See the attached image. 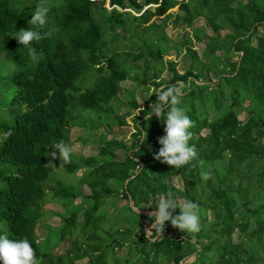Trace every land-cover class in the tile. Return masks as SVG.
Listing matches in <instances>:
<instances>
[{"label":"trees","instance_id":"16d2710c","mask_svg":"<svg viewBox=\"0 0 264 264\" xmlns=\"http://www.w3.org/2000/svg\"><path fill=\"white\" fill-rule=\"evenodd\" d=\"M95 2L0 0V54L4 55L0 64L9 62L17 69L6 77L0 71V83L9 79L14 87L7 103L0 100V111H9L8 119H0V218L11 238L27 237L38 264L49 256L41 252L35 234L46 200L45 181L54 167L47 150L60 141L69 143V131L77 125L70 116L73 102L94 111L107 129L112 127L109 116L116 125L126 126L113 105L140 109L134 99L123 104L118 98L120 83L131 79L144 87L149 99L133 119L131 142L101 134L98 156L85 160L94 166L83 176L92 191L85 200H93V205L85 211L83 234L91 225L94 233L87 241L98 240L89 250L98 253V259L89 264L104 259L103 237L95 233L100 226L111 238L105 250L127 249L120 264H264V0H108L110 10L106 0H99L94 17ZM39 4L49 8L46 22L31 25ZM174 8L177 11L170 12ZM153 18L161 21L152 22ZM198 20L204 25L196 26ZM170 23L189 30L183 40L174 42L167 36ZM20 28L42 34V39L32 42L35 59L13 37ZM119 39L127 40V45L116 44ZM199 44L201 53L195 49ZM177 51L190 59L182 75L163 59L165 52ZM139 61L141 69L135 68ZM164 71L171 75L166 86L181 87V106L194 122L189 143L195 145L197 157L179 168L153 155L160 147L157 138L164 134V124L163 117L150 116L148 110L156 99L153 91L165 84ZM77 81L88 84L74 97L70 91ZM242 113L245 121L239 119ZM142 132L147 135L139 143ZM117 150L130 154L115 161ZM202 170L211 171L208 180L201 179ZM174 177H179L182 187L173 184ZM102 183L106 185L99 187ZM168 191L198 203V233L183 232L165 221L174 236L154 229L146 236L143 222L152 219L144 213L155 211L151 205ZM115 192L116 202L127 203L120 214L97 215ZM130 199L139 212L128 205ZM75 217L70 215L66 224L75 222ZM114 220L121 221L120 230H114ZM235 230L240 233L238 243L232 240ZM190 256L192 261L185 262ZM78 258L79 254L69 262Z\"/></svg>","mask_w":264,"mask_h":264},{"label":"rangeland","instance_id":"374dc122","mask_svg":"<svg viewBox=\"0 0 264 264\" xmlns=\"http://www.w3.org/2000/svg\"><path fill=\"white\" fill-rule=\"evenodd\" d=\"M239 1V0H237ZM99 0H96L95 5L93 7L92 10V14L94 17H96L97 14V8H98V3ZM105 6L110 10V7L108 5V0H106V4ZM131 12L132 15H135L134 11L129 10ZM177 9L174 8L172 9L170 12H176ZM159 21L156 18L152 19V22H156L159 23ZM204 22L203 20H198L196 22V26H203ZM189 30H184L179 26H174L173 23L168 24V26L165 29V32L167 34V36L172 39L174 42H179L181 40H183L185 38V34L188 32ZM262 31V28L260 29V32ZM208 34H210V31L207 30ZM123 36H125L127 38L126 34H122ZM127 40H118V42H116V44H121L122 46H126L127 45ZM255 42V40H254ZM195 49L197 50V52L201 53L203 50V46L202 45H196ZM125 50V49H124ZM4 59V55L0 54V63L3 61ZM164 61L165 62H172L175 65V69L177 71V73L179 75H182L189 66L190 63V59L189 57L185 54L184 51L182 52H165L164 54ZM143 67V63L142 61L137 62L136 67L137 69H141ZM0 71H4L5 73L3 74V76H12L16 73L17 69H12V67L10 66L9 62H5L4 64H0ZM207 76L211 79L214 80V77L207 74ZM162 80L165 82L164 85L169 83V80L171 78V75L167 72L164 71L161 75ZM92 81V78L89 79V82ZM87 82H82L80 83V81H77V83L75 84V88L70 91V94L74 97H76L79 94V90L80 92L85 91V87L87 86ZM0 88L3 90V98L1 97V101L3 103H7V101L9 100L12 91L14 90V87L11 85V83L9 82V79L6 81L1 80L0 83ZM144 87L141 84H135V82L131 79H128L122 83H120V91L118 94V98L120 99L121 102L126 103L128 101V99H134L137 104L140 106L141 110L146 104L147 101L149 100L148 97H145V93H144ZM126 92H132V96H129L128 93ZM152 92V88L149 89L148 94H150ZM5 93V94H4ZM6 96V97H5ZM6 100V101H5ZM119 101V103H121ZM114 108L116 109V113L118 115L119 118L124 119L127 123L126 126L121 127L115 124V121L109 116L107 119L111 122L112 127L111 129L114 130V135L112 134L113 130H110L108 132L107 128L105 127H100L102 126V124L99 122V118L97 116V114L94 111L91 110H84L82 109V107H80L78 104H76V102H73L70 106V116H73V123L83 127L86 132H85V136H83L82 141H92L94 139V136L97 137V140H99V136L101 135L102 131H107V133L109 135H113L114 137L118 138V140H124L126 144H129L131 142V137L129 139L130 133H133V129L135 128V122H133V119L138 116V112L139 110L133 111L129 106L127 105H123L121 106V104H114L113 105ZM135 114V115H133ZM1 118H9V111L7 110L6 112L4 110L0 111V119ZM247 118L246 114L242 113L239 115V119L241 121H245V119ZM85 126V127H84ZM100 127V128H99ZM97 129V132L95 131ZM53 151V149H48L47 153L51 156V152ZM52 157V156H51ZM54 159V164H55V171H52L49 175V178L45 181V184L47 185L48 183H51L53 185V192L48 196V199H55L54 202H57L59 205H63L64 208V212L62 213V215H60L61 218L65 219L66 216H70L72 214H78L82 212V216L84 215L85 217V208L89 209L90 205H93V200H91L90 202H84L85 204L83 205V208L81 206L79 207H72V205H70L72 199H71V195L73 194V192H78L79 191V184L77 183V179L73 174H69L61 165L59 166L58 163L62 162V161H58L57 159ZM77 161V158H75L74 161H72V164L74 162ZM97 162L99 163L100 161L97 160ZM96 165V164H95ZM92 168L94 166L90 165ZM96 179H99V177H96ZM172 182L175 186L177 187H182V182L179 179V177H174L172 179ZM106 184L102 183L99 184L98 186H104ZM67 194H69V196H66ZM62 198V200H61ZM156 202V201H155ZM155 203L151 205V207L154 208ZM105 209V206L100 207L98 209L97 215L100 213H103ZM90 211V209H89ZM155 211H151L148 214H154ZM147 214V215H148ZM208 218L209 220H212V215L211 212L208 213ZM66 221V220H65ZM63 221V223L60 226H57L56 228H51V227H46V229L48 230V236L47 239L44 240L41 243H38L39 248L41 250V252L44 253H49L50 256L44 260H41L39 262V264H64V259L66 256L57 258L54 257L53 255H51L52 253V248L54 245H59L62 241L63 242H68L69 238L71 237V233L73 231H75V229H78L79 231H77V233L74 236V238H78L77 240L79 242H77V248H82L84 253H85V258L89 259V260H96L98 259V257L93 254V253H89V250L91 247H93L94 245L98 244V240L97 238H91V240L87 241V237L91 234L94 233L93 232V228L90 226H88L86 229H84V234H83V220L79 221L76 220L75 222H72L70 224H66V222ZM146 219L144 220L143 224H145ZM150 222V221H149ZM152 223V222H150ZM64 225H66L64 231H63V227ZM110 225L108 224L106 226L109 227ZM100 229L95 231V233H99L102 235L103 237V241L101 243V252L104 253V258H108L106 261L103 259V261H105L104 264H120V258L115 256L116 251L113 253L112 249L109 248L107 250H105L104 246L107 245L111 238L110 237H106L104 233H102L105 228H102L101 226L99 227ZM0 231H4L8 234L9 238H11L10 236V231L8 229V226L6 224V222L4 220H2L0 218ZM144 231L147 233L146 228L144 227ZM65 234V237L62 239V234ZM12 239V238H11ZM232 240L234 243H238L240 242L241 238H240V233L238 230H235L233 235H232ZM80 243H83L82 245ZM202 243L204 244L205 241H202ZM56 245V246H57ZM64 250V249H63ZM62 250V251H63ZM119 255H121L122 257H124L127 254V249L126 248H121L120 250H118ZM83 254L80 255V257H82ZM68 259V257H67ZM84 259V258H82ZM192 261V256L188 257L185 262H191Z\"/></svg>","mask_w":264,"mask_h":264},{"label":"clouds","instance_id":"9594fccd","mask_svg":"<svg viewBox=\"0 0 264 264\" xmlns=\"http://www.w3.org/2000/svg\"><path fill=\"white\" fill-rule=\"evenodd\" d=\"M48 12V7L43 4L37 5L29 23L44 25ZM13 37L20 45L27 48L30 58H36L32 42L42 39L40 32L33 28L27 30L20 28L16 30ZM153 93H155L156 99L150 104L148 113L150 116L154 113L157 117H163L164 124V134L157 138L160 147L153 153L154 158L177 168L187 165L197 157V151L195 145L189 143L192 136L190 128L194 122L186 114V109L181 106V97L183 96L181 87L178 84L167 86L161 84ZM165 110H167L166 115L162 116ZM9 134L10 132L5 133V136ZM144 135L147 133H141L139 143L145 140ZM50 146L53 148L52 157L58 155L59 159L62 157L65 162L70 160L73 151L71 144L60 141ZM211 175L210 170L200 172L202 180H208ZM177 209L178 212L175 211ZM150 216L152 224L149 229H154L157 234H161L165 221H170L173 226L183 232L198 233L201 230L198 203L187 197L180 199L174 191H168L164 197L157 200L155 213ZM0 264H38V257L27 237L11 239L6 232L0 231Z\"/></svg>","mask_w":264,"mask_h":264},{"label":"crops","instance_id":"0c3cea01","mask_svg":"<svg viewBox=\"0 0 264 264\" xmlns=\"http://www.w3.org/2000/svg\"><path fill=\"white\" fill-rule=\"evenodd\" d=\"M139 114V112H138ZM135 115V114H133ZM137 117V116H136ZM85 127V126H84ZM100 127H105L104 125L100 126ZM99 127V128H100ZM106 128V127H105ZM108 132L110 130L113 129H107ZM97 132V129L95 130ZM86 130L79 126V125H74L71 127L70 131H69V144H71L73 151L71 154V158L69 161L65 162L64 159L61 157L59 159V156L57 155L56 157H54L55 159H57L58 161H62L60 163H58V165L62 166L65 170H67V172L69 174H73L76 179H77V183L79 184V191L78 192H73V194L71 195V203L70 205H72V207L76 208L81 206L83 208V205L85 204L84 202L87 201L85 200V198H87L88 196L92 195V191L91 188L89 187V184L83 180V176L87 175L89 173V171L92 169V167L90 165L87 164V162H85V160L89 159V158H95L98 156L100 147L97 143V137L94 136V139L92 141H82L81 138H83V136H85ZM134 132V129H133ZM114 133V130L112 131V134ZM101 134H105L108 139L110 138H115L118 139L116 137H114L112 134L109 135L107 133V131H102ZM132 134V132L130 133V135ZM130 139V136H129ZM58 153V150H56ZM130 154V153H128ZM124 150H117L114 152L113 155V160L115 161H123L125 160L126 155H128ZM75 158H77V161L74 162L72 164V161L75 160ZM53 171H55V164L53 167ZM70 171V172H69ZM72 171V173H71ZM53 192V185L51 183H48L46 185V190H45V202L42 204L41 208H40V214H39V218L37 220V223L35 224V234L37 237V243H41L44 240L47 239V234H48V230L46 229V227H51V228H56L57 226H60L63 221H65L67 218H69V216L67 215L65 219L61 218L60 215H62V213L65 211L63 206L59 205L57 202H54L55 199H48V196ZM113 197H110L108 199V203H103V205H101V207L105 206L104 211L108 212V214H114V216L120 214V211L122 210V207L127 204L125 201H115V196H116V192L113 194ZM66 196H69V194H67ZM75 196V197H74ZM62 200V198H61ZM128 205L130 207H132V209L134 211H137L134 207L133 204L131 206L130 201L128 202ZM87 209V208H85ZM139 212V211H137ZM149 212H145L144 214H148ZM148 216H150V214H148ZM76 220H83L84 219V215L82 216V212L76 214L75 217ZM104 225V224H103ZM120 230L121 229V221L114 220V230ZM77 231H79L78 229H75V232L77 233ZM76 238H74V236H71L69 238V241L67 242H61L59 245H54L52 248V253L51 255H53L54 257L60 258L63 256L65 257L64 260V264H71L69 262V258L74 257L75 255H82V257L76 259L73 261V264H89L91 261L87 258H85V253L82 248H77V246L73 247V242H75ZM76 242H79L78 240ZM64 249V250H63ZM63 250V251H62ZM118 250H120L119 248L116 249V253L115 256L118 258H122L121 255H119ZM69 251V254H68ZM68 254V255H67ZM95 257L98 256V253H94ZM50 256V254H49ZM48 256V257H49ZM47 257V258H48ZM68 257V259H67ZM84 258V259H82ZM108 258H104V260L106 261ZM105 261H103L105 263ZM93 262V260H92ZM101 264H104V263Z\"/></svg>","mask_w":264,"mask_h":264},{"label":"built area","instance_id":"2783aa9c","mask_svg":"<svg viewBox=\"0 0 264 264\" xmlns=\"http://www.w3.org/2000/svg\"><path fill=\"white\" fill-rule=\"evenodd\" d=\"M151 224L152 223H150L149 220H146V222L144 224V227L146 228L147 233H148V234H146V232L144 231L147 237H150L152 235V230L153 229H149ZM165 232H170V235L174 236L173 232H172V228H171V226L168 223H164V226H163V229H162V233H165Z\"/></svg>","mask_w":264,"mask_h":264},{"label":"water","instance_id":"95a60500","mask_svg":"<svg viewBox=\"0 0 264 264\" xmlns=\"http://www.w3.org/2000/svg\"><path fill=\"white\" fill-rule=\"evenodd\" d=\"M129 201H130V204H131V206H132V201H131V199H130Z\"/></svg>","mask_w":264,"mask_h":264}]
</instances>
